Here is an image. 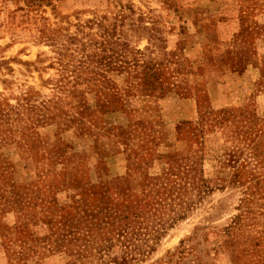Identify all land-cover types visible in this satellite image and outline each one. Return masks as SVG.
<instances>
[{
    "label": "rangeland",
    "instance_id": "1",
    "mask_svg": "<svg viewBox=\"0 0 264 264\" xmlns=\"http://www.w3.org/2000/svg\"><path fill=\"white\" fill-rule=\"evenodd\" d=\"M45 130L90 146V182ZM110 202L127 263L83 242ZM0 264H264V0H0Z\"/></svg>",
    "mask_w": 264,
    "mask_h": 264
},
{
    "label": "crops",
    "instance_id": "2",
    "mask_svg": "<svg viewBox=\"0 0 264 264\" xmlns=\"http://www.w3.org/2000/svg\"><path fill=\"white\" fill-rule=\"evenodd\" d=\"M115 88L117 101L120 102L119 108L127 111L133 118V121H145L151 117L149 116L147 100L141 96V93L137 94L135 90L133 91L129 87L119 85ZM55 135L50 130H45L41 133L43 150L45 152L50 150L63 151V176L65 179L70 181H90L93 178L92 160L88 153L90 146L73 149L67 137L63 138L61 135ZM98 143L111 158L121 151L118 146V144L120 145L119 137L115 135L104 134ZM114 145L116 146L115 151H112L114 150ZM15 147L19 149V145L16 144ZM13 149L15 150L14 147ZM29 156L33 157L34 154H30ZM51 158L47 160L52 162L53 160Z\"/></svg>",
    "mask_w": 264,
    "mask_h": 264
},
{
    "label": "trees",
    "instance_id": "3",
    "mask_svg": "<svg viewBox=\"0 0 264 264\" xmlns=\"http://www.w3.org/2000/svg\"><path fill=\"white\" fill-rule=\"evenodd\" d=\"M119 85L118 82H115L113 85V100L117 110H121L119 107L120 102L117 101V96L115 94V87ZM121 86V85H119ZM139 88H143L142 84L138 85ZM133 90V88H130ZM135 90V89H134ZM133 90V91H134ZM127 112L125 110H121ZM134 123H140L142 121H133ZM122 126L118 125L115 132H104V134H112L119 137V141L122 142ZM122 140V141H121ZM17 144V143H16ZM22 148V147H21ZM29 152V151H28ZM27 152V153H28ZM93 169V168H92ZM94 170V169H93ZM66 180V179H65ZM92 180V179H91ZM90 180V181H91ZM68 182H90V181H70ZM108 198V197H107ZM107 206V207H106ZM103 210H99L96 214H93L89 218V227L90 235L85 236L83 242L90 244L92 247L96 248L100 253L101 257H104L105 261H119L121 263H127L130 256L127 252V243H125L126 236L128 234V224H129V215L133 204L130 202H110L107 204ZM142 212L138 213L135 216H139ZM167 222H164L161 227L154 229L155 233L159 236L168 228ZM160 226V223H159ZM88 227V228H89ZM170 227V226H169ZM161 228V229H160ZM159 238V237H157ZM82 246H86L85 243H82ZM116 247L120 250L121 254H115L112 251V248Z\"/></svg>",
    "mask_w": 264,
    "mask_h": 264
}]
</instances>
